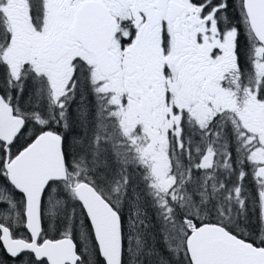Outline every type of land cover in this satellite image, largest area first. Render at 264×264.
<instances>
[{"label": "snow or ice", "instance_id": "1", "mask_svg": "<svg viewBox=\"0 0 264 264\" xmlns=\"http://www.w3.org/2000/svg\"><path fill=\"white\" fill-rule=\"evenodd\" d=\"M0 264H264V0H0Z\"/></svg>", "mask_w": 264, "mask_h": 264}, {"label": "rangeland", "instance_id": "2", "mask_svg": "<svg viewBox=\"0 0 264 264\" xmlns=\"http://www.w3.org/2000/svg\"><path fill=\"white\" fill-rule=\"evenodd\" d=\"M0 258H3L2 256H0Z\"/></svg>", "mask_w": 264, "mask_h": 264}, {"label": "flooded vegetation", "instance_id": "3", "mask_svg": "<svg viewBox=\"0 0 264 264\" xmlns=\"http://www.w3.org/2000/svg\"><path fill=\"white\" fill-rule=\"evenodd\" d=\"M4 258V257H3Z\"/></svg>", "mask_w": 264, "mask_h": 264}]
</instances>
